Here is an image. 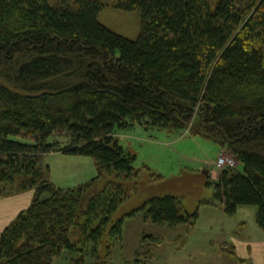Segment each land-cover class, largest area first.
<instances>
[{"label":"trees","instance_id":"1","mask_svg":"<svg viewBox=\"0 0 264 264\" xmlns=\"http://www.w3.org/2000/svg\"><path fill=\"white\" fill-rule=\"evenodd\" d=\"M106 6L0 0V197L35 189L30 207L0 235V264H54L64 252L69 264H111L125 223L115 214L145 175L116 131L138 125L217 142L243 170H221L216 198L229 216L256 206L264 230V0H114L140 11L135 40L99 21ZM51 152L92 157L97 175L60 188L45 162ZM137 211L171 227L199 217L174 195L127 215ZM219 252L238 256L231 243Z\"/></svg>","mask_w":264,"mask_h":264},{"label":"rangeland","instance_id":"2","mask_svg":"<svg viewBox=\"0 0 264 264\" xmlns=\"http://www.w3.org/2000/svg\"><path fill=\"white\" fill-rule=\"evenodd\" d=\"M105 1L107 6L99 13V21L124 37L137 39L142 30L140 11L119 9L114 6V0ZM58 2L49 0L51 5ZM178 135L168 129L140 125L116 131L119 143L137 156L135 167L142 169L145 175L138 189L132 191L131 198L115 214V218L125 216V223L122 243L111 245L110 263L134 264L139 259L149 264H257L246 252L242 256L241 249L240 253L236 250V257L219 252L223 243L236 245V240L264 241V230L256 221V206H240L235 215L229 216L224 211L223 202L216 198L215 179L221 172L216 162L220 154L227 151L202 135ZM11 138L31 143L25 138ZM56 138L53 136L49 141L54 142ZM59 139L66 144L67 138ZM45 162L50 166L51 180L60 188L76 187L97 175L95 160L89 156L51 152L46 154ZM144 167L150 169L149 174L161 175L162 179L150 182L154 176L149 175ZM235 167L243 170L239 161ZM206 171L218 174L215 177ZM21 192L33 194L34 199V188ZM48 195L45 193L43 198ZM164 195L179 197L189 213L198 211L195 224L171 227L145 221L142 211H137L134 216L127 215L150 198ZM108 246L110 242L105 237L99 245L103 257ZM150 247L154 249L151 258L147 256ZM69 257V253L64 252L55 258L54 264H69Z\"/></svg>","mask_w":264,"mask_h":264},{"label":"crops","instance_id":"3","mask_svg":"<svg viewBox=\"0 0 264 264\" xmlns=\"http://www.w3.org/2000/svg\"><path fill=\"white\" fill-rule=\"evenodd\" d=\"M187 134L190 133L188 131H185L178 136ZM209 172L215 177L218 174V172L216 174H213L211 173V171H206V173ZM220 174H218L215 180L219 179ZM32 199L33 194H30L29 192H21L18 194L13 193L7 196L0 197V235L2 231L18 217V214H20L23 210H25L27 206L32 203ZM236 250L241 255L242 253L246 252L247 256L250 255V257L252 256L254 260H256L257 264H264V241H253L249 243L243 242L241 240H236Z\"/></svg>","mask_w":264,"mask_h":264},{"label":"built area","instance_id":"4","mask_svg":"<svg viewBox=\"0 0 264 264\" xmlns=\"http://www.w3.org/2000/svg\"><path fill=\"white\" fill-rule=\"evenodd\" d=\"M236 160L234 157L228 155L227 153H221L216 162V166L222 170L225 167L235 166Z\"/></svg>","mask_w":264,"mask_h":264}]
</instances>
